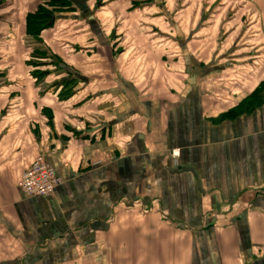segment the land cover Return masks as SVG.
Here are the masks:
<instances>
[{"label":"crops","instance_id":"1","mask_svg":"<svg viewBox=\"0 0 264 264\" xmlns=\"http://www.w3.org/2000/svg\"><path fill=\"white\" fill-rule=\"evenodd\" d=\"M263 81L264 0H0V264H264Z\"/></svg>","mask_w":264,"mask_h":264},{"label":"built area","instance_id":"2","mask_svg":"<svg viewBox=\"0 0 264 264\" xmlns=\"http://www.w3.org/2000/svg\"><path fill=\"white\" fill-rule=\"evenodd\" d=\"M61 183L53 166L40 154L26 169L18 181V187L26 196L51 195Z\"/></svg>","mask_w":264,"mask_h":264},{"label":"trees","instance_id":"3","mask_svg":"<svg viewBox=\"0 0 264 264\" xmlns=\"http://www.w3.org/2000/svg\"><path fill=\"white\" fill-rule=\"evenodd\" d=\"M46 25V10L43 7L39 8L37 12L29 14L27 16V32L31 34H38V32ZM247 101L251 100L250 106L248 109L254 108L256 105H259L261 100L264 99V81L261 82L254 91L247 97Z\"/></svg>","mask_w":264,"mask_h":264},{"label":"water","instance_id":"4","mask_svg":"<svg viewBox=\"0 0 264 264\" xmlns=\"http://www.w3.org/2000/svg\"><path fill=\"white\" fill-rule=\"evenodd\" d=\"M47 17L49 18L48 21L52 22L54 19V15L53 14H47Z\"/></svg>","mask_w":264,"mask_h":264}]
</instances>
